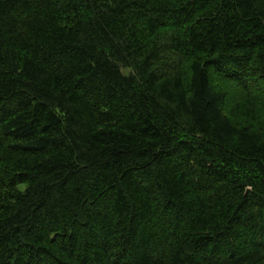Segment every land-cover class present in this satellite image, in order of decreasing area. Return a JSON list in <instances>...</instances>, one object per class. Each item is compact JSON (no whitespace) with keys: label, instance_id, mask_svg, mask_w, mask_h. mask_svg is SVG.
<instances>
[{"label":"trees","instance_id":"1","mask_svg":"<svg viewBox=\"0 0 264 264\" xmlns=\"http://www.w3.org/2000/svg\"><path fill=\"white\" fill-rule=\"evenodd\" d=\"M0 264H264V0H0Z\"/></svg>","mask_w":264,"mask_h":264}]
</instances>
